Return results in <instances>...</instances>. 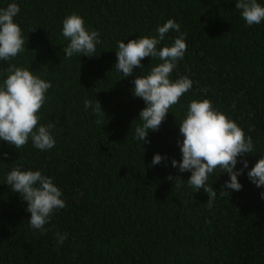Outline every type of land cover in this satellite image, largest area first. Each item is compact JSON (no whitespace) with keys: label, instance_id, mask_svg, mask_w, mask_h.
<instances>
[{"label":"trees","instance_id":"trees-1","mask_svg":"<svg viewBox=\"0 0 264 264\" xmlns=\"http://www.w3.org/2000/svg\"><path fill=\"white\" fill-rule=\"evenodd\" d=\"M11 2L0 0V8ZM16 2L25 47L0 62V73L11 63L51 81L40 122L55 124L56 144L41 151L30 141L19 149L0 143V156L8 153L0 161V264H264V187L245 172L242 190L221 196L229 177L217 169L210 191L196 193L187 185L191 173L171 166L181 159L179 122L193 100L209 99L252 137L249 167L264 156V22L248 26L236 0ZM73 13L101 33L95 56H64L62 21ZM169 19L187 34L171 79L190 77L193 87L143 145L134 128L146 105L134 97L133 81L160 61L145 57L144 68L124 78L114 69L117 41L150 36ZM179 35L170 31L160 47ZM96 97L105 111L101 125L84 107ZM156 153L168 160L153 166ZM17 166L41 170L63 192L65 207L44 233L32 229L27 202L6 183ZM169 175L185 181L176 187ZM58 232L68 234L62 245Z\"/></svg>","mask_w":264,"mask_h":264},{"label":"clouds","instance_id":"clouds-1","mask_svg":"<svg viewBox=\"0 0 264 264\" xmlns=\"http://www.w3.org/2000/svg\"><path fill=\"white\" fill-rule=\"evenodd\" d=\"M235 9L248 26L264 22L262 0H236ZM20 11L16 0L0 8V62L10 61L24 50L23 30L16 22ZM170 31L180 35L170 45L160 47ZM61 35L68 41L63 47L66 58L95 56L97 46L102 43L101 33L87 25L77 13L64 18ZM186 35L175 20L169 19L150 36H140L127 43L125 40L117 41L114 69L124 78L133 75L136 68L143 69L145 57L160 61L133 81L134 97L143 99L146 105L139 113L141 123L134 128V139L142 141L143 145L150 143L149 133L159 131L170 108L193 87L190 77L171 79V73L186 52ZM51 87V81L16 64L10 63L6 74L0 73V143L7 142L19 149L30 141L34 148L41 151L55 146V124L40 122V110ZM84 107L85 110L91 109L97 125L103 124L105 111L97 97L95 100L85 99ZM179 131L183 137L178 141L181 159L172 158L171 166L179 173H191L186 181L196 193L202 188L210 191L207 182L217 169L229 177L220 189L221 196L242 190L240 177L245 172L257 188L264 187V156L249 167L246 157L254 152L252 137L247 136L235 120L216 108L209 99L193 100L188 104L184 118L179 122ZM7 155L3 153L0 161ZM167 160V154L156 153L151 164L155 166ZM168 179L174 180L176 187L182 186V181H185L173 175H169ZM6 183L27 202L26 210L31 214L30 226L41 233L47 231L45 225L54 212L65 207L62 190L53 178L41 170L13 167L6 174ZM216 195L217 192L212 191V196ZM261 198L264 199V192H261ZM208 203L211 206L212 200L209 199ZM56 235L58 244L62 245L68 239L67 233L58 232Z\"/></svg>","mask_w":264,"mask_h":264}]
</instances>
